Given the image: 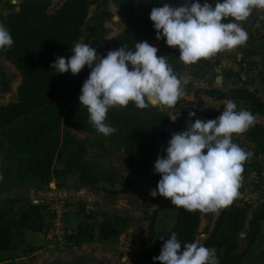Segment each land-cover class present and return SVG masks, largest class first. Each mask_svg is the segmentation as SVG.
<instances>
[{
    "label": "trees",
    "instance_id": "obj_1",
    "mask_svg": "<svg viewBox=\"0 0 264 264\" xmlns=\"http://www.w3.org/2000/svg\"><path fill=\"white\" fill-rule=\"evenodd\" d=\"M18 1L15 6L10 0L7 3L9 12L1 17L2 25L10 31L14 43L11 48L0 50V93L8 94L12 90L11 78L2 62L11 64L22 82L17 100L0 105V174L3 175L0 191L5 182L14 180L25 183L36 179L49 185L53 179L78 176L82 186L91 188L102 182H113V174L101 171L87 158L88 144L78 138L74 129L95 135L96 146L105 154L121 153L136 177L147 179L156 175L154 163L158 156L165 155L171 135L186 129L179 121L171 122V110L167 107L163 110L138 109L132 103L124 108L109 109L105 122L116 132L104 136L90 123L87 109L79 102L90 69L85 66L78 75L70 72L55 74L51 65L58 56L70 57L71 49L82 39L103 56L124 45L128 50H134L136 42L156 41L149 15L152 8L161 6L160 0H66L55 11H52L55 0ZM110 3L116 7L125 29L109 43L107 23L115 16L109 8ZM164 3L178 6L181 0H164ZM94 4L97 11L90 19V8ZM214 60L215 56H212L192 64L199 67L192 72L194 78L204 79L208 69L214 66ZM167 62L173 71L178 70L172 61ZM202 92L224 105L218 112L206 108L200 113L195 111V118H217L229 100L243 103L244 108L264 115V100L255 88L235 87L228 92L212 88ZM199 94V91L195 92L196 96ZM183 103L192 104L178 100L176 109ZM183 113L187 114L185 110ZM239 136L253 146L249 150L253 156L245 162L243 173L246 174L249 167L255 169V165L260 173L262 167L257 159L264 158V129L254 124ZM250 185L248 182L246 190L251 189ZM110 193L119 194L117 191ZM8 202L10 207L0 206V264L15 259L17 239L23 237L24 232L48 234L52 223H48L47 218L55 217L44 204L28 203L15 213L14 201ZM162 210L175 211L173 225L168 229L157 226L156 219ZM203 214L200 210L188 211L172 203L156 210L134 264H153V257L159 256L165 240L173 232L182 245L197 242ZM85 220L76 230L65 231L68 250L96 242L117 243L133 224L128 215L106 218L99 223H94L92 215H88ZM243 234L245 238H242ZM203 245L216 249L220 264H264V201L258 206L243 201L223 208Z\"/></svg>",
    "mask_w": 264,
    "mask_h": 264
},
{
    "label": "clouds",
    "instance_id": "obj_2",
    "mask_svg": "<svg viewBox=\"0 0 264 264\" xmlns=\"http://www.w3.org/2000/svg\"><path fill=\"white\" fill-rule=\"evenodd\" d=\"M160 3L149 15L156 40L178 49L185 65L245 44L248 33L241 22L253 10H264V0H181L178 6L164 0ZM13 43L10 31L0 24V50ZM71 53L70 57L58 56L51 69L55 74L73 75L85 66L90 69L79 102L87 109L90 123L104 136L116 132L105 122L109 109L130 103L138 109L172 107L184 95L182 85L188 81L178 78L167 57L158 56V48L147 41L136 42L134 50L124 45L103 57L90 44L76 43ZM195 117L196 112L190 111L189 118ZM255 120L252 112L237 110L235 101L229 100L217 118H195L185 130L174 132L165 155L154 163V174L160 179L150 195L169 199L188 211L218 212L229 206L238 195L244 164L253 156L233 142V135L247 132ZM153 264H220V260L214 247L198 241L182 245L173 232L159 256L153 257Z\"/></svg>",
    "mask_w": 264,
    "mask_h": 264
},
{
    "label": "rangeland",
    "instance_id": "obj_3",
    "mask_svg": "<svg viewBox=\"0 0 264 264\" xmlns=\"http://www.w3.org/2000/svg\"><path fill=\"white\" fill-rule=\"evenodd\" d=\"M65 1L55 0L52 11H55ZM9 2L10 0H0V24H2L1 17L9 12L7 5ZM11 3L17 6L19 1L11 0ZM109 8L115 14L113 19L107 23L110 31L107 35V41L110 43L123 32L125 26L117 15V9L113 3L109 4ZM96 11L97 6L94 4L90 8V19L94 17ZM241 25L248 33L247 42L234 49L215 54L214 66L208 69V74L202 80L196 79L192 75V72L197 71L199 67L185 65L180 61L178 49L168 47L164 40L148 42L158 48V53H162L168 61L175 64L178 70L174 71V74L178 78L182 81H188L187 84L182 85L184 95L179 100L187 103L191 102L192 104L183 103L177 109L176 104L167 107L171 110L169 111L170 117H177L174 123L179 121L187 127L194 122V119L189 118V112L194 110L200 113L202 109L206 108L204 102L206 97L202 91L207 89L214 88L228 92L235 87H250L258 90L264 97V63L260 66L251 64L253 60L258 61V64L260 61H264V10H253L250 17L241 22ZM258 25L261 27V31L257 30ZM79 43L91 45L84 39ZM258 51H261V53ZM98 55L103 57L99 53ZM252 56L253 60L250 61ZM245 57L250 62H239ZM2 63L11 78L12 90L8 94L0 93V105H8L17 100V92L22 78L11 64ZM224 72H230L232 78L224 80L222 86L219 87L216 84V78ZM197 91L200 94L196 96L195 92ZM244 106V104L239 105L237 110L244 108ZM183 110L187 114L183 113ZM74 133L88 144L89 153L87 158L96 163L101 171L113 174L114 181L111 183L102 182L94 188L82 186L78 176L53 179L49 185H43L36 179L25 183L18 180L5 182L0 191L1 207H10L8 201L12 200L14 201V211L17 213L28 203L44 204L55 215L53 219L51 217L47 218V222L52 223V227L50 232L46 234L48 240H46L45 246L35 249L27 246L25 236L28 232H24V236L17 239L18 249L15 253L17 257H26L27 254L30 257L35 255V258L31 260L34 264H134L140 245L148 235L151 217L154 212L171 203L169 199L164 197L157 196L153 198L150 195L151 190L156 188L160 176L154 175L147 179L136 177L125 163L121 153L114 151L107 155L96 146L97 139L95 135H89L78 129H74ZM233 142L246 151L253 149L249 142L244 141L237 134L233 135ZM260 161L258 163L263 168V173H258L259 168L255 165L256 172L252 174L253 177L246 178L252 184L251 189H242V182L246 179H241L238 195L232 203L241 204L243 201H251L255 206H258L264 201V158L261 157ZM251 168L253 167H249V169ZM111 191H117L119 194H111ZM222 209L218 212H204L201 234L198 238L199 243L203 244L208 238ZM88 215H92L94 223H99L106 218L128 215L132 218L133 224L117 243L96 242L90 245L85 244L78 249L68 250L64 241L65 231H74L81 223L86 222L85 217ZM174 215L175 211L173 210L160 211L156 219L158 228H170L174 222ZM37 243L40 244V242ZM3 264L13 263L5 261ZM15 264H24V262Z\"/></svg>",
    "mask_w": 264,
    "mask_h": 264
},
{
    "label": "crops",
    "instance_id": "obj_4",
    "mask_svg": "<svg viewBox=\"0 0 264 264\" xmlns=\"http://www.w3.org/2000/svg\"><path fill=\"white\" fill-rule=\"evenodd\" d=\"M258 27V29L257 30H259V31H261V27L258 25L257 26ZM259 53H261V51H258ZM253 55V54H252ZM215 56V55H214ZM255 56V55H254ZM251 60H253V56H252V58L250 59V61ZM242 61V62H241ZM249 60H246V57H245V59H243V60H239V62H241V63H247V62H250ZM264 63V61H260V63L258 64V61H252L251 62V64L252 65H258V66H260V65H262ZM259 69V68H258ZM205 95V94H204ZM261 96H262V94H261ZM205 97H206V100L204 101L205 103H206V109H209V110H211V111H213V112H218L219 110H220V108L224 105V103H218V102H216V101H214V100H212V99H210L208 96H206L205 95ZM262 98H263V100H264V97L262 96ZM236 104H237V107L239 106V105H242L243 103H240V102H235ZM159 109V108H158ZM164 108H161V110H163ZM237 135H240V134H237ZM243 139V138H242ZM251 145V144H250ZM252 146V145H251ZM261 160V158H259V160H258V162H261L260 161ZM248 169V172L246 173V174H244V173H242V179H249V177L251 176V177H253V173L254 172H256V170L255 169H249V168H247ZM263 173V168H261V171H260V173ZM259 173V172H258ZM263 175V174H262ZM244 180L243 182H242V189H246L248 186H247V183L249 182L248 180ZM248 181V182H247ZM244 183H246V187H243V185H244ZM250 186H252V185H250ZM78 228V227H77ZM77 228H75L74 230H76ZM28 233L26 234V236H25V238H26V243H27V246H29V247H31V248H37V247H40V246H43L44 244H45V242H46V240H48V237L46 236V234H44V233H38V232H32V231H27ZM37 242H40V244L39 243H37ZM93 244V243H92ZM88 245H90V244H88ZM45 246V245H44ZM28 255V254H27ZM26 255V257H17V255H16V257H15V259L14 260H11L10 262L11 263H13V264H15V263H18V262H20V263H22V262H24V264H34L33 263V261H31V260H33L35 257V255H32L31 257L28 255L27 256ZM29 262V263H28Z\"/></svg>",
    "mask_w": 264,
    "mask_h": 264
},
{
    "label": "water",
    "instance_id": "obj_5",
    "mask_svg": "<svg viewBox=\"0 0 264 264\" xmlns=\"http://www.w3.org/2000/svg\"><path fill=\"white\" fill-rule=\"evenodd\" d=\"M231 78H232V74L230 72H224L222 75L217 76L216 84L219 85V87H221L224 80H230ZM159 109H161V108H159ZM175 120L171 119V122L174 123ZM243 187H246V183H244ZM245 237H246V235L243 234L242 238H245Z\"/></svg>",
    "mask_w": 264,
    "mask_h": 264
},
{
    "label": "built area",
    "instance_id": "obj_6",
    "mask_svg": "<svg viewBox=\"0 0 264 264\" xmlns=\"http://www.w3.org/2000/svg\"><path fill=\"white\" fill-rule=\"evenodd\" d=\"M242 109H246V108H242ZM240 110V109H239ZM248 110V109H246ZM250 111V110H249ZM251 112V111H250ZM253 113V112H252ZM253 115L255 116L256 120H255V125L260 126L264 129V115H261L259 113H253Z\"/></svg>",
    "mask_w": 264,
    "mask_h": 264
}]
</instances>
